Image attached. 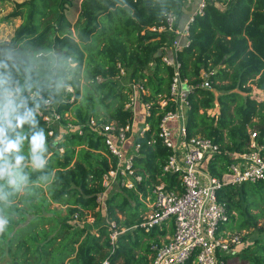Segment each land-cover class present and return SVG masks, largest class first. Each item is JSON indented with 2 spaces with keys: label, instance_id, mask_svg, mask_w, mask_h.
Masks as SVG:
<instances>
[{
  "label": "trees",
  "instance_id": "1",
  "mask_svg": "<svg viewBox=\"0 0 264 264\" xmlns=\"http://www.w3.org/2000/svg\"><path fill=\"white\" fill-rule=\"evenodd\" d=\"M183 1L21 0L4 16L21 22L9 39L0 40V160L10 150L17 161L0 176V218L7 221L0 232V259L9 254L12 264H149L153 246L172 234V220L148 229L141 222L155 183L181 187L179 174L163 169L171 148L158 135L169 107L158 100L168 96L174 72L162 57L173 34L151 27L165 24L172 7L178 21ZM68 6L79 8L77 39ZM187 39L176 51L179 73L191 88L186 132L220 144L207 163L210 174L220 178L229 170L228 152L249 149L252 132L264 154V99L251 95L249 84L264 89V0H206L188 23ZM120 67L124 74L117 78ZM204 79L209 87L201 85ZM133 82L142 85L141 100L149 104L148 127L135 138L133 166L141 180L131 187L112 183L104 192L103 213L102 178L117 159L105 136L84 123L90 116L117 126L130 123ZM59 83L73 87V99L56 98ZM15 86L19 95L6 97ZM33 90L54 96L57 110L70 114L52 125V134L28 95ZM215 106L218 112H209ZM68 121L84 125L55 139L54 132ZM217 196L229 213L221 230H245L243 240L250 229L258 233L240 250L223 253L225 264L233 257L264 264V181L222 183ZM88 213L94 225L80 222ZM105 218L121 230L114 243ZM179 264L198 263L191 255Z\"/></svg>",
  "mask_w": 264,
  "mask_h": 264
},
{
  "label": "built area",
  "instance_id": "2",
  "mask_svg": "<svg viewBox=\"0 0 264 264\" xmlns=\"http://www.w3.org/2000/svg\"><path fill=\"white\" fill-rule=\"evenodd\" d=\"M205 3L206 0H196L193 14L181 28L176 25V13L173 9L166 13L165 24L151 27L152 30L170 31L173 34L167 46L174 50L175 59L169 60L165 53L162 57L166 63L173 65L174 72L169 84L168 96L158 100L160 107L169 106L160 119L158 135L163 143L171 148L163 169L166 172L178 173L181 187L169 189L163 181L153 185V198L148 204L149 209L143 215L141 225L148 229L172 220L173 232L167 235L164 241L153 246L155 252L149 264H179L191 255L195 256V262L198 264H225L221 255L238 251L242 239L228 230L220 229V226L228 220L229 213L225 201L218 199V188L222 183L227 182L264 181V154L260 152L262 146L256 144L253 139L255 132L251 133L249 149L228 152L229 170L220 178L211 175L207 168L209 158L221 151L220 144L209 136L200 134L187 136L185 120L189 107L187 96L191 88L188 80L179 73L176 51L187 43L188 23L194 14L202 12ZM183 35L185 38L181 41ZM123 74L124 68L120 67L116 77L120 78ZM201 85L210 86L207 79H204ZM131 86L132 93L127 103V107L132 110L130 123L117 126L105 117L93 116L84 123L96 133L105 136L108 149L117 159L115 166L103 175L102 184L105 189L99 194V203L103 202L104 192L112 183L118 182L131 187L134 186L135 181L141 180V175L133 166V158L138 151L139 142L134 140L131 143L130 152L125 150L124 143L133 133L135 120L133 110L136 103L141 100V92L145 90L137 82H133ZM65 90L67 93L74 92L71 85H66ZM4 95L8 98L18 96L17 86ZM28 95L38 103L36 111L42 116L45 124L50 126L48 132L52 134V125L60 124L63 117H68L67 113L63 115L57 110L56 103L50 95L44 96L35 90ZM144 105L147 113L149 104L144 103ZM84 124L68 121L65 126L68 130L77 129L80 132ZM146 127L148 124L144 121L137 135L142 134ZM105 222L108 225L110 241L114 243L121 230H118L114 221L105 218Z\"/></svg>",
  "mask_w": 264,
  "mask_h": 264
},
{
  "label": "rangeland",
  "instance_id": "3",
  "mask_svg": "<svg viewBox=\"0 0 264 264\" xmlns=\"http://www.w3.org/2000/svg\"><path fill=\"white\" fill-rule=\"evenodd\" d=\"M19 1H21V0H0V40L9 39L11 37V35L13 34L15 27L21 22V18L18 17V16L10 18V20H5L4 19V16L9 11H11V9L15 6V2H19ZM75 3L77 5H79L80 0H75ZM185 3H186V0H184L182 2V4H185ZM172 8L175 9V7H172ZM186 9H187V7L185 8V11H186ZM78 10H79V8L76 9V7H73V6H68L67 7L68 16H69V19L71 20V23H72V27H71L72 35L76 39L78 37L76 35V30H75L74 24L77 21V18L79 16ZM186 13L189 14L188 11H186ZM183 23H184L183 22V18L180 17V19H178L176 25L181 28V27H183ZM70 64H73V63H70ZM81 80L83 82V79H81ZM249 84L251 86L250 94L255 96L257 99H264V89L261 87V85H258L254 81H251ZM67 85H69V84H67ZM65 87H62V85L59 83V85L57 86L56 91H55L56 98H70V99H73L74 98V92L70 91L71 92L70 94L67 93V91L65 90ZM243 93L245 94V92H243ZM53 98H54V96H53ZM1 102H3V100H1ZM140 102H142V101L140 100ZM135 111L136 110L134 109L133 110L134 116H135ZM209 111L211 113L218 112V106H215L213 109H209ZM67 115L70 116L69 113H67ZM61 128H62V130L61 129H57L58 131L56 133L54 132V138L55 139L56 138L58 139L61 136L62 132L68 131V128H66V127L65 128L61 127ZM41 139L42 138H40L39 140L41 141ZM130 150H132V148ZM14 162H17L16 161V156H14V154L9 150L6 158L3 159V160H0V176L1 175H8L10 167H11V165ZM146 202H147V204L150 203V201H148V200ZM51 206H58V207H63L64 208V205L56 204V203H51ZM100 206H101L102 211L104 213V206H103V202L102 201L100 202ZM148 208H149V206H148ZM147 210L144 212V214L147 212ZM64 212H65V210L62 211V213H64ZM262 220L263 219L261 218L260 221H262ZM73 222H79V220L74 217ZM80 222L86 223V224L90 223L91 225H94L93 223L95 221H94V217L92 215H90V213H88L85 216V219L83 221H80ZM246 232L247 231H245V230L240 231V232H238V231H234V232L232 231L231 232L230 231V233L240 236L241 239H242V235L245 234ZM251 235L253 237V236L258 235V233L254 232V229L248 230V233H247V237L248 238L246 240L242 239V243H241L240 247L238 248V250H240L245 244L247 245L248 243L251 242V239H250V238H252V237H250ZM166 238H164V239L162 238L160 241L162 242ZM226 254L230 255V253H226ZM12 260H13L12 256H10L9 254H4V256L0 259V263L1 264H12ZM226 264H247V261L243 260V259H241L239 257H233V258L229 259V261Z\"/></svg>",
  "mask_w": 264,
  "mask_h": 264
},
{
  "label": "crops",
  "instance_id": "4",
  "mask_svg": "<svg viewBox=\"0 0 264 264\" xmlns=\"http://www.w3.org/2000/svg\"><path fill=\"white\" fill-rule=\"evenodd\" d=\"M189 1V2H188ZM195 3L196 0H186L185 4H182L180 6V17L183 18V26L186 24L187 20L190 18V16L193 14V10L195 9ZM189 5V6H188ZM187 7L186 11L189 12V14L186 13L185 8ZM175 10L174 8H172ZM179 17V19H180ZM182 20V19H181ZM185 38V35L181 37V41H183ZM163 53L168 57L169 60H174V50L170 46H165ZM142 101V100H141ZM135 120L133 122V133L126 139L124 146L125 150L127 152H130V145L135 140V137L137 135L138 129L143 125L144 122V114H145V105L143 102H140V100L136 103L135 106Z\"/></svg>",
  "mask_w": 264,
  "mask_h": 264
},
{
  "label": "clouds",
  "instance_id": "5",
  "mask_svg": "<svg viewBox=\"0 0 264 264\" xmlns=\"http://www.w3.org/2000/svg\"><path fill=\"white\" fill-rule=\"evenodd\" d=\"M7 221L3 218H0V232L4 230V227L6 225Z\"/></svg>",
  "mask_w": 264,
  "mask_h": 264
},
{
  "label": "water",
  "instance_id": "6",
  "mask_svg": "<svg viewBox=\"0 0 264 264\" xmlns=\"http://www.w3.org/2000/svg\"><path fill=\"white\" fill-rule=\"evenodd\" d=\"M261 87L263 88V85H261ZM101 194V193H100Z\"/></svg>",
  "mask_w": 264,
  "mask_h": 264
}]
</instances>
